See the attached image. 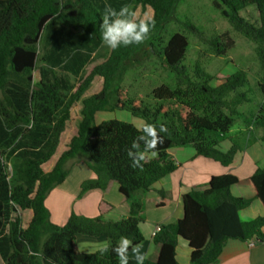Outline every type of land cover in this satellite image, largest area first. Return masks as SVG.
<instances>
[{"label":"trees","instance_id":"trees-1","mask_svg":"<svg viewBox=\"0 0 264 264\" xmlns=\"http://www.w3.org/2000/svg\"><path fill=\"white\" fill-rule=\"evenodd\" d=\"M115 8L119 0H109ZM179 0H134L133 9L141 19L154 18L155 27L143 44L121 46L107 52L102 61L85 67L100 45L103 0H0V258L3 264H118L116 255L80 253L76 236L105 238L115 246L120 236L141 244L139 229L144 204L137 194L173 173L169 150L191 147L196 156L229 166L241 148L231 139L227 152L218 149L255 91L261 98L249 123L264 142V0H217L222 15L233 31L254 45L258 63L253 85L247 72L237 68L222 80L206 70L207 62L183 65L188 48L185 35L175 33L159 49L153 41L169 22ZM118 9V8H117ZM76 34L63 48L54 46L47 56L49 66L40 68L39 80L33 72L38 61V45L51 24ZM189 29L197 33L193 26ZM68 46V47H67ZM214 58H225L234 41L223 34L209 42ZM86 51H83V49ZM141 53H151L174 76L171 86L152 87L144 97L131 96L115 85V80ZM59 69L62 74H56ZM77 78L73 84L69 78ZM100 80L101 89L90 94ZM213 81H219L212 86ZM252 86L254 88H252ZM255 94V95H256ZM254 95V94H253ZM253 99V98H252ZM79 105L73 123L71 111ZM123 111L143 122L168 128L161 133L163 143L148 154L142 169H133L127 149L139 133L137 128L117 119L95 123L99 112ZM70 135L66 137V133ZM252 140L248 141L251 143ZM17 163L9 178L8 161ZM83 163L94 174L80 185L79 198L90 190L109 192L118 186L129 204V215L119 222L103 219L112 206L100 202L96 218L71 214L65 224L55 225L45 201L62 185L74 165ZM238 183L233 175L211 177L204 191L182 196L183 217L162 226L153 236L158 247L155 261L146 264H178L176 247L182 239L190 249L188 264H216L229 240L252 245L264 244V215L242 221L239 212L251 201L232 196ZM254 199L264 212V170L248 179ZM156 207L169 200L159 192ZM30 214L28 223L25 216ZM130 264H135L130 259Z\"/></svg>","mask_w":264,"mask_h":264},{"label":"crops","instance_id":"crops-1","mask_svg":"<svg viewBox=\"0 0 264 264\" xmlns=\"http://www.w3.org/2000/svg\"><path fill=\"white\" fill-rule=\"evenodd\" d=\"M228 76L230 75H224L223 77ZM38 80L39 74L36 81ZM97 82L101 84L100 80L95 83ZM89 93L95 94L91 91ZM253 94L256 99H252ZM255 94L254 91L250 95L251 101L249 103L240 106L239 115L235 117L233 128L228 134L229 139L224 140L218 147L220 151L227 152L232 147L231 139H233L241 148L236 152L229 166L223 167L213 160L198 157L191 147L173 148L168 153L170 161L177 166L176 170L154 184L149 192L136 195V198L144 204L141 214L142 221L139 223V229L144 239L141 243L143 251L148 254V259L145 260L144 264L155 261L157 257L158 247L152 241L155 228L173 224L181 219L183 217L182 196L191 191H204L211 177L229 174L238 179V183L230 190L232 196L251 201L248 208L239 212L240 220L251 221L264 215L260 204L254 199V193L248 183V179L257 169L264 170V142L257 140L260 132L247 124L250 120L252 122L256 105L261 102V98ZM75 109H77L78 114L79 105L71 111L72 118ZM118 112L123 111L110 113L119 115ZM100 113L102 112L97 113L95 118ZM121 116L137 129L144 123L130 114H121ZM69 135L70 133L67 132L66 137ZM250 140H252L251 143L248 142ZM93 178L94 174L83 163L74 165L71 168L65 182L53 189L46 198L45 205L50 213L52 223L62 226L72 213L83 217L96 218L99 216L98 206L100 202L112 206V209L104 214L103 219L119 222L128 217L129 204L119 194L117 185H113L107 193L95 189L86 192L79 198L80 185L85 180ZM159 192H162L169 200L165 207H156V201L160 197ZM27 215L30 219V214ZM105 243L108 244L105 238H89L78 235L75 239L77 250L85 254L99 251ZM175 252L178 264H188L190 249L185 241L178 240ZM129 255L134 262L131 253ZM0 264H3L1 258ZM216 264H264V244L250 245L238 240H229L223 247Z\"/></svg>","mask_w":264,"mask_h":264},{"label":"rangeland","instance_id":"rangeland-1","mask_svg":"<svg viewBox=\"0 0 264 264\" xmlns=\"http://www.w3.org/2000/svg\"><path fill=\"white\" fill-rule=\"evenodd\" d=\"M133 2L134 0H119L115 4V8L119 9L124 3H128L133 7ZM215 2L217 0H179L172 18L159 32L156 39H154L152 43L153 47L159 49L163 43L167 42L171 35L175 33L183 34L188 39V48L183 65L190 66L197 61L207 62V72L217 80L223 79L224 75H231L237 68H240L247 72L248 79L253 84L258 67L254 55V45L233 31L227 19L222 15V11L225 10L224 7L217 8L214 5ZM187 25L193 26L197 33L189 29ZM225 33L234 41V47L227 53L225 58H214L210 51L209 42L211 38L221 36ZM74 42L83 44V41L76 34L67 33L59 25L55 23L51 24L45 33L44 39L38 45V61L36 69L33 72L34 81L38 79V70L49 66L46 59L54 49V46L63 48L65 45ZM83 51H86V49L84 48ZM108 51L109 48L101 44L91 54L85 71L89 70L93 64L102 61ZM55 73L62 74L59 69H56ZM69 78L73 84H76L78 81L73 76H69ZM173 83V74L165 70L159 60L151 53L139 54L136 57V62L118 75L115 80V85L120 87L124 92L131 96L136 95L139 98L144 97L154 86H171ZM215 84H218V81L212 82V85ZM252 88L254 87L252 86ZM100 89L101 84L97 82L90 91L97 93ZM252 98L256 99L254 95H252ZM77 109L73 111L72 125L75 123L78 115ZM118 113L119 115H116V113L102 112L99 114L100 116L98 115L95 118V123L99 124L111 119L126 122L127 120L121 114L127 115L128 113ZM137 120L142 121L141 119ZM16 163L17 161L14 156L8 161L9 178L12 177L13 167ZM28 221L29 217L26 215V224Z\"/></svg>","mask_w":264,"mask_h":264},{"label":"clouds","instance_id":"clouds-1","mask_svg":"<svg viewBox=\"0 0 264 264\" xmlns=\"http://www.w3.org/2000/svg\"><path fill=\"white\" fill-rule=\"evenodd\" d=\"M104 7L101 17L100 32L102 44L111 50H117L121 46L140 45L149 38L155 27L154 18L141 19L130 4L124 3L119 9L114 8L109 0H103ZM127 149V157L131 161L133 169H142L143 162L147 161L148 154H156L155 150L163 143L161 133H167L168 128L161 123L159 126L144 122L138 129ZM113 252L118 264H130V253L135 264H144L148 259L147 252L143 251V245L134 243L127 236H120L115 246L105 243L100 247L101 254Z\"/></svg>","mask_w":264,"mask_h":264},{"label":"built area","instance_id":"built-area-1","mask_svg":"<svg viewBox=\"0 0 264 264\" xmlns=\"http://www.w3.org/2000/svg\"><path fill=\"white\" fill-rule=\"evenodd\" d=\"M159 230H160V227H156L154 233L158 232ZM250 245H252V244H250Z\"/></svg>","mask_w":264,"mask_h":264}]
</instances>
